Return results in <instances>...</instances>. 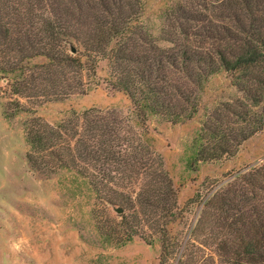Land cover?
I'll use <instances>...</instances> for the list:
<instances>
[{"label": "trees", "instance_id": "obj_1", "mask_svg": "<svg viewBox=\"0 0 264 264\" xmlns=\"http://www.w3.org/2000/svg\"><path fill=\"white\" fill-rule=\"evenodd\" d=\"M10 8L20 29L12 40L16 48L8 50L23 55L13 63L10 57L0 72L14 93L46 101L86 93V73L105 61L106 82L134 106V119L96 109L72 112L54 125L35 118L26 135L36 170L72 171L92 187L107 179L128 182V193L115 191L118 199L93 189L100 204L134 211L121 215L123 230L111 233L122 243L139 235L133 224L162 232V219L177 205L164 161L150 144V117L172 124L193 119L206 83L225 71L240 96L206 115L191 164L233 156L264 129V0H176L162 13L160 35L143 20L145 0H0L1 17ZM3 35L9 39L10 29ZM29 50L47 62L26 65ZM203 210L197 229L206 216L216 217L222 264H264L262 173H237Z\"/></svg>", "mask_w": 264, "mask_h": 264}, {"label": "rangeland", "instance_id": "obj_2", "mask_svg": "<svg viewBox=\"0 0 264 264\" xmlns=\"http://www.w3.org/2000/svg\"><path fill=\"white\" fill-rule=\"evenodd\" d=\"M175 2L145 0L143 20L154 34L160 35L162 13ZM8 10V14L0 15V68L10 57L13 63L23 55L9 53L8 49L16 48L12 40L20 27L13 8ZM27 28L21 27L25 31ZM7 29L9 39L3 35ZM162 45L168 44L163 41ZM27 52L26 65L37 67L47 62L43 56H35L36 52ZM106 79L107 63L100 61L94 73L85 75L88 92L76 91L67 98L46 101L14 93L11 81L0 72V264H222L216 250V217L206 216L203 227L197 229L204 201L237 173L264 175V129L245 141L233 156L190 162L193 141L206 115L220 103L240 96L230 73L220 71L210 77L201 93L199 113L193 119L172 124L152 116L147 121L150 144L162 157L177 191V205L169 213L172 217L162 219V232L133 224L139 235L132 241L122 243L111 236L113 230L124 229L121 215L134 211L100 204L93 189L106 196L113 193L114 198L115 191L128 193L127 181L107 179L92 187L88 179L75 172L50 173L31 166L26 135L35 118L54 125L72 112L83 114L96 109L134 119L130 98Z\"/></svg>", "mask_w": 264, "mask_h": 264}, {"label": "water", "instance_id": "obj_3", "mask_svg": "<svg viewBox=\"0 0 264 264\" xmlns=\"http://www.w3.org/2000/svg\"><path fill=\"white\" fill-rule=\"evenodd\" d=\"M118 212H122V210H119Z\"/></svg>", "mask_w": 264, "mask_h": 264}]
</instances>
